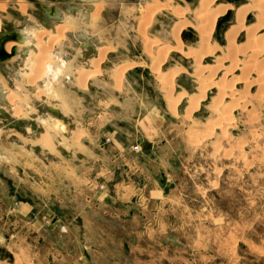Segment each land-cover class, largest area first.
Listing matches in <instances>:
<instances>
[{
    "label": "rangeland",
    "instance_id": "rangeland-1",
    "mask_svg": "<svg viewBox=\"0 0 264 264\" xmlns=\"http://www.w3.org/2000/svg\"><path fill=\"white\" fill-rule=\"evenodd\" d=\"M20 1L24 12L19 10ZM106 1L100 2L102 9L112 11L102 10L92 26L91 20L84 25L70 18L73 27L67 29H86L113 48L111 58H107L110 52L105 55L98 77L79 87L75 71L90 69L98 54L93 45L84 46L81 31L78 42L93 51L79 61L76 57L83 49L74 48L67 34L58 37L55 26L51 37L60 41L53 49L64 52L63 40L74 49L72 60L64 66L53 61L63 69L51 81V90L45 91L47 100H26L28 85L18 82L22 91L14 93L20 115L11 116L1 105L5 111L0 117V262L11 264L16 257L20 264H264V88L254 82L256 71L230 72L234 62L244 65L254 57L245 49L246 34L238 38L235 48L225 40L237 24V9L253 1L217 3L233 9L217 22L210 45L218 48L203 57L202 67H192L193 58L168 55L164 72L186 68L172 81L170 91L160 88L149 61L142 59L144 41L137 31L141 21L137 10L147 6V0H114L113 6L104 5ZM0 2L10 20L3 25L0 16V33L22 25L12 12L19 18L30 13L36 22L30 29L40 25L32 13L40 20L47 18L36 0ZM198 2L173 0L172 5L193 11ZM126 15L131 18L129 27ZM253 15L246 27L257 23ZM184 20L194 23L189 13ZM58 22L52 18L50 24ZM177 22L171 13L158 12L145 27L146 36L150 42L175 46L171 32ZM180 40L186 48L199 49L192 29L181 33ZM130 61L144 67L132 69L119 88L114 86L110 68ZM4 67V72L16 70L15 65ZM195 73L225 85V91L242 76H249L252 84L238 81L233 96L221 95L219 86L213 85L200 98ZM0 81L14 91L8 74H0ZM168 93L180 99L175 112L164 101ZM185 94L195 98L186 100ZM23 102L32 104V113ZM48 111L69 129L52 133L49 148L25 131V123L33 121L35 133L43 132L37 122ZM241 154L243 159L238 158Z\"/></svg>",
    "mask_w": 264,
    "mask_h": 264
},
{
    "label": "bare ground",
    "instance_id": "bare-ground-1",
    "mask_svg": "<svg viewBox=\"0 0 264 264\" xmlns=\"http://www.w3.org/2000/svg\"><path fill=\"white\" fill-rule=\"evenodd\" d=\"M225 1H227V0H199L197 6L194 8L193 11L190 10V8L187 6L186 7L173 6L172 5L173 0H147V6L145 4V6L138 7L137 13L139 14V17H141V19H140L141 21H138L139 23H137V24H139L138 30H137L139 33L138 32H136V33H138L140 35V38L143 39V41H144V44L141 43L142 45H144V46H142L144 49V57L142 59L145 58L144 60L149 61L150 72L156 77V82L158 83L160 88H162L164 91L165 90H167V91L173 90L172 89V85H173L172 81L176 78V76L179 73L186 70V68L184 66H180L174 70L171 69V71H169L168 73L164 72L163 66H164L169 54L177 53L183 59H192L193 58L194 63L192 65V67H200L202 64V59H205L203 57L206 55H211L216 51V49L218 47L216 48V46L212 47L210 45L212 33H213V31L217 25V22L220 19L228 16L230 14V11L233 9V6L230 4H221V5L217 4L218 2H225ZM252 1H253L252 5L241 6L239 9H237L236 21H235L237 24L235 27H233L229 31H227V33L225 34V40H227V43H228L230 48L231 47L235 48L234 45L236 44L238 38L241 37V35L243 33L246 34V37H248V47H245V49L247 48L249 50L250 54H253L254 57H252V60L247 61L245 64L243 63L244 65H239L238 63L240 60L237 59L238 63L236 62L237 64H234L235 63L234 62L232 64L230 72L231 73H235V72H241V73L244 72L245 73V71L246 72H255L256 71V73H257L256 74V80L254 82H257V84H259L262 88H264V69H263L264 68L263 67V65H264V58H263V56H264V35H260V33L263 32V30H264V0H252ZM0 9H1V11H3L4 6L1 5ZM19 10H21L22 12H24L26 10L25 4L21 1L19 3ZM102 10L103 9H102L101 3L95 4L94 12L91 14V17H90L91 26L94 23L95 19L100 18V13ZM128 12H130V11H127V13ZM158 12H169L178 21L177 25L174 27V29L172 27L173 32H171L172 38L176 44L175 46H172V47L169 45L162 46L160 44L161 42H150L151 40L147 38L146 33H145V31H146L145 27L148 28V26L152 22L154 14H156ZM251 12L254 14L253 16L256 17L257 23L252 25V26L246 27L245 23H246L247 19L249 17H251ZM187 13H189L192 16L194 23H191V22L184 20ZM129 18H130V16L128 15L126 17L127 21H125L126 22L125 24L127 25V27H129V25H130L129 20L131 21V18L130 19ZM27 19L29 20V18H27ZM65 20L66 21H64V22L62 21L63 23L56 26V31H55L56 34L58 35V37L62 38V36H66V34L72 33V34L68 35L70 37V39H72L71 41H73V43L75 41L78 42V37H76V36H77V33H79V32L67 31L69 26H72L71 24L73 22L72 23L70 22V17H69V20H68V18ZM28 27H29V29H25L22 32L23 36L26 37L27 40L25 39L23 42H19V43L10 41L4 45V49L7 53H10V50L12 47H17L18 54H16L14 57L10 58L9 60H6L4 62H0L1 66H2L1 67L2 73L5 71L4 70L5 64H11V65L16 66V70L14 69V67L12 68V70L8 69V68L6 69L9 81L13 83L14 91H11V89H9L7 86H5L4 83H2L0 81V117H1V115H3L2 112L5 111L4 109H2V106L9 111L11 116L16 117V116L20 115L21 112L15 106V102L19 101V100L17 98V94L14 93L15 91H19V92L22 91V89L18 85V82H22L26 86L28 85L29 90L27 91V94L25 97L26 100H31L34 97H38V98L44 99L46 101L47 96L45 95V91L48 90V92H49L51 90V85H52L51 81H56L55 78L61 74V72H62L61 69H63L62 67H60L61 69L58 67H55L56 65H54L55 63H53V61L58 60V62H61L60 65L64 66L65 64H67L68 62H70L72 60L71 59L72 55H70V54H72L71 51L67 52V50L69 49V48H67V46H69V44H70L69 42H65L66 40L65 41L63 40L62 43H63V46H65V50L63 49L64 52H58L59 49L54 50L53 48L56 45V43L60 41V38L59 39L58 38H56V39L52 38L53 33H51V31L49 29H45L43 27H38L37 29H30V26H28ZM187 29L194 30V32L198 35V38H199V45H198L199 49L198 50L191 48V47L190 48L184 47L182 41L180 40V34L184 33V31H186ZM81 30H83L85 32L84 34H86V33L91 34V32L89 33L88 31H86V29H81ZM47 37H51L52 39H49V43L45 45L43 43V41ZM152 40L154 41L155 38H153ZM21 43H24V45H25L24 46V51L26 52L25 54H22V49H21L22 44ZM106 46H107V44L102 45V46H98L96 48L98 58L91 60L90 69H88V70H83V69L80 70L79 69V70L75 71V75L77 78L76 80H77L79 87L85 88L90 79L98 77L99 74L101 73L100 67L102 66L103 61L105 60V55L108 52H110V53L113 52V48L111 49V46H109V45L107 47ZM242 48H244V47H242ZM108 49H110V50H108ZM241 50H242V52L244 51V49H241ZM228 51H230V50H228ZM245 51H247V50H245ZM245 51H244V53H245ZM20 52H21V54H20ZM82 52H84V51H82ZM242 52H240V53H242ZM18 55L20 56L19 58H18ZM245 56H247V55H245ZM223 61H225V59H222V61H220V62H223ZM234 61H235V59H234ZM218 65H220V63ZM142 66H143L142 64H137V62L130 61V62L123 64L121 67H119V66L115 67L114 66V67L110 68V70L108 67L107 70H109V72H110V79H111L112 83L114 84V86H117L119 88V86L122 82L123 76L126 73H128L129 71H131L134 68H139ZM205 68H207V67H205ZM199 75H200L199 73H195V75L193 77L197 80V82H199V84L201 86L200 87L201 91H200L199 95H202V94L203 95L200 98H204L206 95L207 89L213 85L216 87L219 86L218 88H220V90L218 88L217 89L219 92H221L220 93L221 95L233 96L235 93L233 86H236V84L238 86V83H237L238 81H241L242 83H240V84L244 83V85H246L248 87H251V84H252V83L247 81L249 79V76H242L240 79H236L237 82L233 81V82H235L234 85L226 87V91H225V89H224L225 85H224V87H222L220 85V83H214V82H212V80H208V79L206 80L205 78H203L202 76H199ZM230 81H232V80H230ZM233 82H231V83H233ZM201 92H202V94H201ZM12 95H14V96H12ZM261 97H264V95ZM194 98H195V95H189V94L184 95V99H186V100H192ZM179 100H178V98L173 97V95H171V93H168L167 95L164 96V101L169 105V107L173 110V112L177 111V110H175V108L178 105ZM263 100H264V98H263ZM196 103H198V101ZM23 104H24V108L27 111L31 108V105H32V104L31 105L28 104V102H23ZM219 104L220 103H216L215 106L218 107ZM245 105H247V104L245 103ZM216 107H214V109ZM64 109H67V107L65 106L63 108V110ZM226 109H228L227 106H226ZM31 110H29V111L31 112ZM223 113H224V111H223ZM228 116H229V114H228ZM0 121H1V118H0ZM37 123L38 124L40 123L39 124L40 127L39 126L38 127L40 129L42 128L43 132H41L39 134L36 131V133H35L33 121H29L28 123H25L26 124L25 125V131L26 132L28 131L31 134L37 135L40 143L47 148L52 146V142H53V134L52 133H54L55 131L68 132V130H69L67 127V123L65 121H63V119H61L60 117H57L56 115H54V113H52L51 111H48L43 116H39ZM0 124H1V122H0ZM221 127H220V129H221ZM0 130H1V128H0ZM43 133H45V134H43ZM72 134L73 133H70V135H72ZM252 140H253V138H252ZM58 141H59V143H62L63 139L59 137ZM243 157H244V155L241 154V155H239L238 158L243 159ZM5 256H6V259H9V254H5ZM12 258H13V260H12L11 264H20L19 259H17L16 257H12ZM0 264H8V263H1L0 262Z\"/></svg>",
    "mask_w": 264,
    "mask_h": 264
},
{
    "label": "crops",
    "instance_id": "crops-1",
    "mask_svg": "<svg viewBox=\"0 0 264 264\" xmlns=\"http://www.w3.org/2000/svg\"><path fill=\"white\" fill-rule=\"evenodd\" d=\"M36 1H37L36 4L39 6V8L42 5L47 6L48 9H50L51 7H55L56 11H58L61 14H63V19L62 20H58V21H63L64 17L66 16V17H71V18L77 20L79 24L80 23L83 24V22H84V25H88L89 22H90L91 14L94 12L95 4L99 3L101 0H36ZM113 1L114 0L106 1V3L104 5L110 4V5L113 6L115 4V1L114 2ZM128 4L129 3H126V7H127L128 10H130ZM122 7H124V10H125L124 3L121 4L119 11H122L121 10ZM9 9H13L12 11H17L16 8H12V7H9ZM40 9H42V8H40ZM112 9L113 8H110V9L109 8H104L103 12H104V14L110 13L112 11ZM12 14H14L16 16V18L19 19V21H20V19L22 20L21 24H25V22H27L26 16H28V14H26V15L22 14L20 16V18L18 17L16 12H12ZM0 16L2 18L1 20L3 22V25L5 23H7V22L9 23L10 20L9 19L7 20V17H6V16H8L7 13L5 14V12L0 10ZM50 22H51V19H49V18H41V24L45 23V25L42 24L43 26H46V25L50 24ZM0 34H2V33H0ZM84 39H85V42H86V45H84V46H87L86 48L91 47V45H93V44H95V45L97 44V46H101V44L105 45L104 42H99L96 37H93V36H90V35L88 36V41H90V43L86 41V39H87L86 36H84L82 38L83 41H84ZM113 54H114V51L109 53L107 55V58L108 59L111 58V56ZM73 58H75V56Z\"/></svg>",
    "mask_w": 264,
    "mask_h": 264
},
{
    "label": "water",
    "instance_id": "water-1",
    "mask_svg": "<svg viewBox=\"0 0 264 264\" xmlns=\"http://www.w3.org/2000/svg\"><path fill=\"white\" fill-rule=\"evenodd\" d=\"M42 10L46 13L47 18L49 19H56V20H62L63 19V14L59 13L58 11L55 10V7H51L50 9L47 8V6L42 5L40 6ZM45 25V23H42ZM184 38L185 34H182ZM26 39V37L21 36L19 33L16 31H11L8 33H2L0 34V62H4L6 60H9L10 58L14 57L17 53V47H12L10 50V53H7L4 49V45L7 42H23ZM27 40V39H26ZM26 52L23 51L22 54H25Z\"/></svg>",
    "mask_w": 264,
    "mask_h": 264
},
{
    "label": "flooded vegetation",
    "instance_id": "flooded-vegetation-1",
    "mask_svg": "<svg viewBox=\"0 0 264 264\" xmlns=\"http://www.w3.org/2000/svg\"><path fill=\"white\" fill-rule=\"evenodd\" d=\"M103 0H101L100 2H102ZM99 2V3H100ZM114 2V1H113ZM14 4H17V3H15L14 2ZM30 14V13H29ZM28 14V16H26V18H29V20L28 19H26L27 20V22H25V24H22L21 26H19L18 28H16L15 29V31L17 32V33H19L20 35L22 34V32L24 31L23 29H26V28H28V26H33L34 27V25H36L35 23V21H33L32 20V17L30 16ZM31 15H33L34 16V18L36 17V18H38V22H39V24L41 25H39V26H37V28L38 27H43V28H45V29H53V28H55V26H58L59 24H61V23H63L64 21H66L65 19H67V18H69V17H64V20H63V22L62 21H59L58 23H56V24H54V23H51V24H48V25H46V26H43L42 24H41V20L39 19V17H38V15L37 14H31ZM31 17V18H30ZM71 18V17H70ZM72 20H74L73 18H71ZM31 20V21H30ZM22 20L20 19V22H21ZM30 21V22H29ZM34 22V23H33ZM22 23V22H21ZM27 24V25H26ZM36 27V26H35ZM21 28V29H20ZM83 33H85L83 30H81ZM80 30H78L77 32H81ZM2 32H4V30L2 31ZM1 32V33H2ZM69 34H72V33H69ZM69 34H67V38H69L70 39V37L68 36ZM85 36H87V35H90V36H93V37H96L97 38V36H95V35H92V34H84ZM21 36H23V34L21 35ZM24 37V36H23ZM98 39V41L100 40V38L98 37L97 38ZM70 40H72V39H70ZM80 41H82L81 39H80ZM101 41V40H100ZM99 41V42H100ZM101 42H103V41H101ZM105 44H107L106 42H104ZM21 44H24V43H21ZM72 44H73V47L75 48V47H79V48H82L83 49V51L84 52H81V54H80V56H77L76 57V59H78L79 61L81 60H85L86 58V55H87V53L89 54L90 52L92 53V50H87V49H84L83 48V46H82V43L80 42H74L73 43V41H72ZM77 45V46H76ZM97 45V44H96ZM95 44H93V47L95 48L94 50H96V52H97V47L98 46H96ZM102 46V45H101ZM71 48V47H68L69 48V50L71 51V49H74V48ZM21 49H22V52L24 51V47L22 48L21 47ZM71 53H72V51H71ZM18 54V53H17ZM20 54H21V52H20ZM70 55H72V54H70ZM20 56L18 55V58H19ZM2 66H1V63H0V68H1ZM3 73H5V74H7V72H3ZM0 74H2V71H1V69H0Z\"/></svg>",
    "mask_w": 264,
    "mask_h": 264
}]
</instances>
